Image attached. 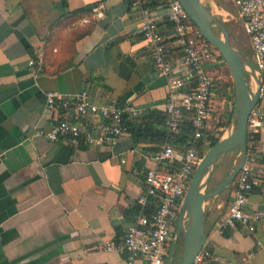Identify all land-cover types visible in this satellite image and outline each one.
I'll return each mask as SVG.
<instances>
[{
	"label": "crops",
	"instance_id": "obj_1",
	"mask_svg": "<svg viewBox=\"0 0 264 264\" xmlns=\"http://www.w3.org/2000/svg\"><path fill=\"white\" fill-rule=\"evenodd\" d=\"M202 1L216 4V12L227 15L217 18L229 30L232 44L253 63L232 0ZM134 2L0 0V264H127L126 251L103 246L124 238L134 223L146 168L154 164L148 155L161 143L137 141L130 132L114 146L51 141L45 131L59 120L97 124L102 117H81L74 106L47 108L45 92L72 96L86 90L95 102L133 106L140 112L131 118L133 127L144 122L149 110L163 112L169 97L167 78L154 66ZM99 4L105 6V17L84 23ZM151 8L161 17V32L171 43L174 33L165 4ZM38 54L42 66H30ZM216 65L221 68L222 63ZM254 150V172L262 177L264 129ZM234 189L235 180L204 203L206 243L214 254L213 263L207 264H264V247L257 248L258 240L264 244V224L255 233L244 227L214 230ZM248 206H264L259 187L249 195ZM175 226L176 231L179 222Z\"/></svg>",
	"mask_w": 264,
	"mask_h": 264
},
{
	"label": "built area",
	"instance_id": "obj_2",
	"mask_svg": "<svg viewBox=\"0 0 264 264\" xmlns=\"http://www.w3.org/2000/svg\"><path fill=\"white\" fill-rule=\"evenodd\" d=\"M135 0L141 14L140 32L152 46V60L159 75L167 78L169 97L161 106L166 115V128L169 133L179 132L188 123L192 126L191 138L186 144L175 146L165 141L147 160L153 165L146 168L145 187L138 198L141 205L134 223L119 241L107 240V251H126L127 264H168L173 243L175 224L183 212V202L193 174L202 160L199 141L211 120L212 98L216 86L213 73L220 64L219 51L203 36L192 21L180 0H164L165 16L170 22L174 39L171 43L161 32V18L147 2ZM241 20L244 33L249 38L252 53L250 86L258 92V101L252 108L247 125V156L235 178L233 199L227 212L217 222L214 230L223 233L228 229L246 228L257 232L259 224H264V206H248L249 195L259 187L264 195V175L255 174V143L264 129V0H232ZM104 4L93 8L84 23L105 17ZM179 53V55H177ZM176 56H171V55ZM30 66L41 67L42 54L31 58ZM213 69V71H212ZM254 84V86H253ZM46 107H75L81 117L94 114L102 117L97 124L73 122L62 119L45 131L51 141L66 140L74 146L81 141L95 146H114L128 133L125 116L137 118L139 110L133 106H120L115 103H98L91 99L88 91L65 96L56 90L45 92ZM185 221L187 213L183 214ZM258 247H264L261 240ZM214 254L205 242L196 255L194 264L213 263Z\"/></svg>",
	"mask_w": 264,
	"mask_h": 264
},
{
	"label": "water",
	"instance_id": "obj_3",
	"mask_svg": "<svg viewBox=\"0 0 264 264\" xmlns=\"http://www.w3.org/2000/svg\"><path fill=\"white\" fill-rule=\"evenodd\" d=\"M180 2L203 36L219 51L226 62L234 82L233 124L235 123V117L238 116V121L234 125L231 134L227 138H221L202 157L184 198L183 212L179 218L178 230L170 249L168 264L173 263L181 236L184 238V251L180 264H194L196 255L207 239L204 203L209 197L216 196L228 189L245 162L248 118L252 108L258 101V92L253 90L247 80V67H252V65L232 44L230 32L225 24L210 11L202 0H180ZM236 148L240 150V160L218 187L203 192L201 189L202 183L210 169H214L222 154ZM210 177L209 174L206 184L209 183ZM185 213H187L186 221L183 218Z\"/></svg>",
	"mask_w": 264,
	"mask_h": 264
},
{
	"label": "rangeland",
	"instance_id": "obj_4",
	"mask_svg": "<svg viewBox=\"0 0 264 264\" xmlns=\"http://www.w3.org/2000/svg\"><path fill=\"white\" fill-rule=\"evenodd\" d=\"M205 5L210 9V11L215 16H218L220 19L227 18L226 14L220 15L219 13L216 12V10H217V8L215 7L216 4L215 5L211 4V6H208L207 4H205ZM242 34H244V32ZM245 37H246V35L244 34V38ZM244 56H245V58H247L248 61L251 60L250 56L249 57L248 56L246 57V55H244ZM221 63H223V62L221 61ZM216 68L218 69L215 72V76L218 80L216 82V84H218L219 82H222V81L223 82L229 81V82L234 83L233 82V76H232L230 70L228 69V67L222 66L221 68H219V66H216ZM247 69H249V68L247 67ZM247 80H248V82L251 80L249 73H247ZM253 86H254V84H253ZM231 95H232L231 97H224L223 98L216 91V92H214V96L212 98V110H211L212 115H211V120L208 123V125H209L208 127L210 128V131L214 134L221 131L222 132L221 138H223V136L226 132L231 134V132L233 131V121H232L231 110H233V108H234V94L232 93ZM228 119H230V122L227 125H225V126L221 125V123L227 122ZM239 160H240L239 148L233 149L229 152L222 154L219 157V160H218L216 166L214 167V169L213 170L210 169V171L212 170V173L209 171L208 174L205 176L203 183H202V188H201L202 191L206 192L207 188H209L210 184L214 186L216 183L222 182L224 177L227 176V174L232 170V168L236 165V163ZM209 174L211 176L209 179L210 183L206 184V179L208 178ZM176 231H177V229H176ZM176 231H174L173 238L176 235ZM183 251H184V238H183V236H181L180 240L178 241V250H177V253L175 255V258L173 259L172 264H180Z\"/></svg>",
	"mask_w": 264,
	"mask_h": 264
},
{
	"label": "trees",
	"instance_id": "obj_5",
	"mask_svg": "<svg viewBox=\"0 0 264 264\" xmlns=\"http://www.w3.org/2000/svg\"><path fill=\"white\" fill-rule=\"evenodd\" d=\"M163 3L164 0H150L147 2L148 6L156 7L159 4ZM214 50L218 51L214 46ZM220 59H223L220 55ZM222 66H227L225 61H222ZM229 69V68H228ZM214 90L217 91L223 98L224 97H231L232 93L234 94V83L229 81H222L216 84ZM233 110H231V114ZM150 118V119H148ZM144 122L140 124L139 127H133L132 119L129 116H125V125L127 126L128 132L132 134L135 140L143 141V140H155L159 143H163L165 141L181 143V145L186 144L187 141L191 138L192 133V126L186 123L179 132L176 133H169L166 128V115L163 112H159L158 110H149V114L144 117ZM230 122V119L227 120L225 123H221V125L225 126ZM222 137V132L219 131L217 133H212L209 130H205V136L199 141V150L204 156L206 151L208 150L207 147H212L215 143H217ZM264 161V155L263 159Z\"/></svg>",
	"mask_w": 264,
	"mask_h": 264
},
{
	"label": "bare ground",
	"instance_id": "obj_6",
	"mask_svg": "<svg viewBox=\"0 0 264 264\" xmlns=\"http://www.w3.org/2000/svg\"><path fill=\"white\" fill-rule=\"evenodd\" d=\"M237 121H238V116L235 117V123L233 124V127H234V125L237 123ZM228 136H229V133L226 132V133L224 134L223 138H227Z\"/></svg>",
	"mask_w": 264,
	"mask_h": 264
}]
</instances>
